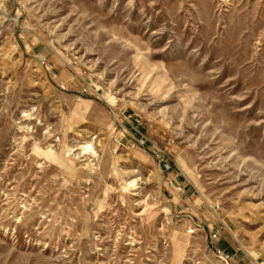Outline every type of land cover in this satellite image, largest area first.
<instances>
[{
	"label": "rangeland",
	"instance_id": "obj_1",
	"mask_svg": "<svg viewBox=\"0 0 264 264\" xmlns=\"http://www.w3.org/2000/svg\"><path fill=\"white\" fill-rule=\"evenodd\" d=\"M216 249L264 264V0H0V264Z\"/></svg>",
	"mask_w": 264,
	"mask_h": 264
},
{
	"label": "built area",
	"instance_id": "obj_2",
	"mask_svg": "<svg viewBox=\"0 0 264 264\" xmlns=\"http://www.w3.org/2000/svg\"><path fill=\"white\" fill-rule=\"evenodd\" d=\"M138 142L142 148H151L153 150L152 153L154 160L157 163L161 173L169 176L172 172V166L174 163V158L171 153L165 147L155 145L147 138V136L140 133ZM215 257L224 264H231L233 261V256L221 249L215 250Z\"/></svg>",
	"mask_w": 264,
	"mask_h": 264
},
{
	"label": "bare ground",
	"instance_id": "obj_3",
	"mask_svg": "<svg viewBox=\"0 0 264 264\" xmlns=\"http://www.w3.org/2000/svg\"><path fill=\"white\" fill-rule=\"evenodd\" d=\"M89 145H90V144H89ZM90 151H91V153H95L92 147H83V148H82V152L85 153V154H89ZM141 203H142V202H141ZM144 203H145V201H144Z\"/></svg>",
	"mask_w": 264,
	"mask_h": 264
}]
</instances>
